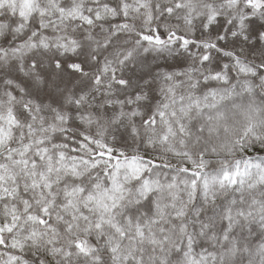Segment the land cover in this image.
Returning a JSON list of instances; mask_svg holds the SVG:
<instances>
[{
    "label": "snow or ice",
    "instance_id": "1",
    "mask_svg": "<svg viewBox=\"0 0 264 264\" xmlns=\"http://www.w3.org/2000/svg\"><path fill=\"white\" fill-rule=\"evenodd\" d=\"M0 264H264V0H0Z\"/></svg>",
    "mask_w": 264,
    "mask_h": 264
}]
</instances>
